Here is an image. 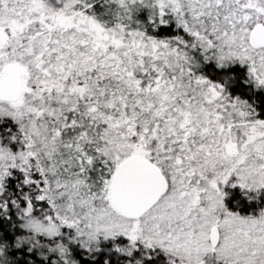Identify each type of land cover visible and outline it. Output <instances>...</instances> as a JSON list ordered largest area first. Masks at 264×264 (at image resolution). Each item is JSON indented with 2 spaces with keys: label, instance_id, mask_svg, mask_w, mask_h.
I'll use <instances>...</instances> for the list:
<instances>
[{
  "label": "snow or ice",
  "instance_id": "1",
  "mask_svg": "<svg viewBox=\"0 0 264 264\" xmlns=\"http://www.w3.org/2000/svg\"><path fill=\"white\" fill-rule=\"evenodd\" d=\"M0 264H264V0H0Z\"/></svg>",
  "mask_w": 264,
  "mask_h": 264
}]
</instances>
